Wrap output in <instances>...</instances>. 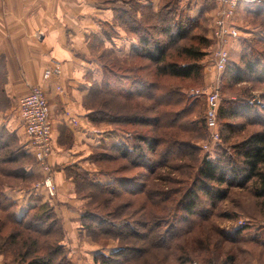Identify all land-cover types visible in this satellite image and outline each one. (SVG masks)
<instances>
[{
  "label": "trees",
  "instance_id": "trees-1",
  "mask_svg": "<svg viewBox=\"0 0 264 264\" xmlns=\"http://www.w3.org/2000/svg\"><path fill=\"white\" fill-rule=\"evenodd\" d=\"M207 1L196 16L185 13V9L181 8V0H161V6L157 8L153 4L138 6L146 9L139 18L137 11H133L132 14L123 10V15L121 14L123 25H130V30L140 40L138 45L134 44L131 47L130 55L132 54L133 58L142 57L150 64L145 66L140 62H134L133 59V64H128V69H123L119 65L117 68L119 72L125 70L122 76L114 75L113 65H104L106 73L104 79L95 85L94 93L91 92L87 96L92 111L90 119L95 126L103 122L110 123L119 131L120 138L100 151L95 162L127 161L128 164L120 166L118 172L125 173L143 167L148 173L129 177L99 169L97 176L105 175L111 178V182H105L94 180L91 177L94 173L86 172L82 177L76 174V170L80 169L77 165L67 168L68 178L73 179L77 185L78 194L85 192L86 194L82 195L91 198L85 210L81 212L80 219L84 229L89 231V236L95 242L110 239L118 241L117 249L110 254L106 255L104 252L96 254L95 264H164L169 261L177 264H200V259L204 264H238L237 255L232 251L228 252L229 254L224 253L221 258L206 247L205 252L200 255L202 258H199L195 251V257L199 259H194L184 248H179L171 254L169 251L181 236L200 227L198 220L210 218L213 208L228 198L231 189L250 188L254 197L264 200V127L251 132L233 144L231 149H220V152L217 151V157H204L201 160L198 155L199 148L193 141L206 137L207 114L206 120L202 116L203 111L197 114L198 101L191 99L187 102V97L179 87L172 84L162 87L147 76L152 74L149 71L152 68L157 79L165 77L183 81L202 79L201 62L209 54L212 40L205 36L206 29L201 27L207 19V13L217 4L216 0ZM190 3L191 1L186 4L189 13L194 9ZM248 9L260 16L264 12V1ZM119 26L113 24L115 30ZM198 31L204 34L200 36ZM161 36H164V39L160 38ZM244 45L240 56L241 66L232 62L230 57V62L224 70L230 79L229 85L249 81L250 76L255 75L259 68L261 76L251 78L257 82H264V53L259 52V49H264V38L247 41ZM142 71L148 72L144 76L141 74ZM102 95H110L111 98H103ZM135 99L150 100L154 104L132 103ZM122 101L125 102L121 104ZM112 104L122 106L125 112L114 113ZM231 104L234 106L233 109L221 110V117L228 119L239 115L260 116L257 106L242 101L237 105H234V102ZM178 106L181 108L176 110L175 107ZM134 107L141 113L150 110L158 115L152 118H143L141 114L132 117ZM194 115L196 118L191 119ZM247 120L250 121V118ZM149 122L154 123L156 131L126 129L129 127L137 129L141 124L146 126ZM173 128L178 132L167 130ZM14 137L0 131V176H15L16 172L23 179L31 175L26 167L33 164L29 161L32 153L28 154L25 147L19 146ZM146 144L150 146L148 150L153 153L151 159L145 149ZM95 149L101 150L103 147L98 146ZM195 162L198 164L195 167L196 173L187 182V188L179 190L182 196L173 204L168 203V192L148 190L154 170L172 165L174 169L170 168L172 170L165 173L167 177L157 179L162 182L170 180L175 170L187 168L192 170ZM190 173L188 172L189 175ZM176 180L172 179V182ZM5 185L10 186L0 180V253L11 255L13 264H74L62 245L65 230L55 209L49 203H44L29 208L19 216L17 202L4 194ZM139 194L151 198L161 196L152 202V210L143 213L140 218L135 217L134 213L130 214L128 211L130 203L126 202L115 203L116 212L108 211L102 214L97 211L102 210L101 206L107 207L111 199L120 200L125 195ZM202 196L210 203V208L202 209L204 201ZM246 229L239 227L232 232L224 231L222 234L226 240L234 243L240 242L242 237L245 243H260L259 234L246 238L243 234ZM209 242L207 244H210ZM263 246L264 241L261 242V247ZM162 251L166 254H162ZM176 251H181L182 254L176 256Z\"/></svg>",
  "mask_w": 264,
  "mask_h": 264
},
{
  "label": "rangeland",
  "instance_id": "rangeland-1",
  "mask_svg": "<svg viewBox=\"0 0 264 264\" xmlns=\"http://www.w3.org/2000/svg\"><path fill=\"white\" fill-rule=\"evenodd\" d=\"M137 0H102L101 6L104 8V10L107 12V10H110V13H108L107 17H104L103 21L100 22L99 28L100 31H102L103 36L105 40H107V44H101L97 37L94 36L92 39V45H93V60L95 61L96 67V78H98V81L92 82V87L88 93V95L93 92V88L96 84L100 83L104 76L106 75L104 71V65H113V72L114 75L122 76L125 72V70H119L117 69L119 65L123 67V69H128V64H133L134 62H140L143 65L147 66L150 64L149 61L145 60L141 57V59L130 55V48L132 44H139L140 40L136 34H133V32L130 30L131 26H125L122 22L121 14L123 15V10L130 11L133 14V11H137L138 18L141 17L144 13V10L139 8L138 6H143L147 4H153L155 8L160 7L161 0H152V1H146L141 0V3L136 2ZM194 9H192V12H187L186 10V4L190 2ZM217 1V0H216ZM264 0H262L263 2ZM149 2V3H148ZM208 2L207 0H181V8L183 10L185 9L186 14H190V16H196L200 9L202 8V5L204 3ZM196 3H198V6H196ZM195 4V5H194ZM137 7V8H136ZM247 7L245 4L238 6L235 8V11L233 12V18L227 20V24L232 23L235 28L237 34L239 35L238 38H229L226 45V50L228 53H230V57L232 62L238 63L241 66L240 63V56L245 48V43L252 40H257L258 38H264V12L260 16L250 11L248 8H254ZM107 9V10H106ZM220 7H218V3L216 6L212 9V11H209L206 15V21L202 25V29H206L205 36L212 40V47L208 51L209 54H207L203 61L201 62L203 66V75L202 79H199V81L194 80H180V79H174L165 77L164 79H157L154 75L155 71L154 69H149V71L152 72L149 76L151 79H154L157 83L160 84L162 87L168 86H176L179 87L182 92L187 97V102H190L191 99H195L198 101L196 104L197 111L198 112L203 111L202 116L205 117L206 120V114L207 110L209 108V97L212 95L213 91L217 89L219 97H218V119H217V126L215 131L219 132L220 138L218 141H214L212 138V132H214V129L209 128L208 124L205 121V129H206V137L204 139H198L196 141H193L198 148L199 152L198 155L201 158V160L204 157L208 158H215L217 157V151L220 152V149L229 150L231 149V146L239 141H241L244 137L249 135L251 132L261 130L264 127V82L260 81H254L251 77L257 78L258 75L261 74L260 68L257 70V73L253 76H250V80H246L244 82H241L239 84L229 85L230 79L227 77V73L224 71L219 72L217 71L211 62V53L212 50H214L218 43L214 41L215 39V31L217 28L216 22L221 20V15L218 14ZM121 18V19H120ZM113 24L120 25L119 31L115 30V27H113ZM118 28V27H116ZM211 29V31H210ZM199 32V35H203L204 32ZM101 37V36H100ZM103 38V37H102ZM160 38L164 39V36H161ZM131 44V45H130ZM259 52L264 53V49H259ZM132 56V57H131ZM120 60V61H119ZM113 63V64H112ZM261 67V66H260ZM110 70V69H109ZM148 71H142L141 74L145 76V73ZM128 74L126 73V76ZM261 76V75H260ZM113 77V76H112ZM257 80V79H255ZM127 85L129 83H126ZM172 84V85H171ZM47 95V94H46ZM87 95V96H88ZM87 96L85 98L84 105L87 109L91 110L90 104L87 102ZM103 98H111L110 95H102ZM48 98V95H47ZM246 102L253 106H257L258 108V115H253L251 117L245 116H237V117H230L227 119L220 116L221 110H231L233 109V104L231 102H234V105L240 104V102ZM125 101L120 102L121 104ZM139 102L141 104L142 102H146L148 105H153V101H141L139 99H135L132 103ZM49 103V99H48ZM95 107V106H94ZM50 108V116H51V107L49 103ZM112 110H114V113H122L125 109L118 105V104H112L111 105ZM163 108V107H162ZM181 106L175 107V109H180ZM156 109V108H155ZM230 110V111H231ZM125 112V111H124ZM131 112V111H130ZM127 112V113H130ZM92 113V111H91ZM90 113V116H91ZM132 117L134 116H141L143 118L146 117H154L157 116L158 113L155 111L147 110L145 113L142 112L134 107L132 109ZM196 114V115H197ZM126 115V113H125ZM131 117V118H132ZM139 118V117H137ZM196 116H192L191 119H195ZM250 118V121L247 120ZM51 122V118H50ZM52 124V123H51ZM94 125V123H93ZM95 126V125H94ZM95 130L97 132H102L100 135L105 136V142L102 141L104 145H100V147H103V149H93L92 154L89 155V157L86 158L85 162H83L78 167L80 169L76 170V174H79L81 177L84 175V173H94L91 177L94 178V180H103L105 182H111V178L107 177L105 175L97 176L100 170L103 172H113L116 175L120 176H134L136 174H144L148 173L145 168L141 167L138 169H133L130 172L120 173L117 171V169L122 165H127V161H114V162H95L97 160L98 154H100V151H103L104 148H108V145L111 146L113 142H116L119 140L120 136L119 131H117L110 123L103 122L102 124L95 126ZM155 125L152 122H149V124H146L144 126L141 124V127H137V129L132 128H126L130 131H150L154 132L156 131L154 129ZM156 128V127H155ZM171 132H178L176 129H167ZM53 132V131H52ZM111 137H107V136ZM153 136V135H151ZM53 138V134H52ZM226 138V140H225ZM65 141H69L70 138L65 135L64 137ZM32 143V142H31ZM30 144V140H29ZM31 145V144H30ZM209 146V149H207L205 146ZM31 148V146H30ZM150 146L148 144L145 145V149L148 152V157L151 159L153 157V153L150 152L148 149ZM32 150V148H31ZM52 150H53V144H52ZM99 150V151H98ZM106 150V149H105ZM232 152V150H230ZM52 153V152H51ZM33 154V153H32ZM30 157L31 163L30 166V172L31 175L29 177H25L21 179V176L18 175V173L15 172V176H0L1 182L3 184H8L10 186H6L3 189L6 188H17L20 187L22 189L27 188H33L38 187L39 185L46 186L47 179L51 180V183L53 185L54 193L49 194V200H53V198L58 197V192H56L57 185L55 184V181L52 177V174L48 175L47 177H42L40 173V169L45 168L43 164H41L34 154ZM51 155V154H50ZM49 155V157H50ZM48 157V159H49ZM21 162V161H18ZM181 162V161H180ZM178 161V163H180ZM124 163V164H123ZM175 165V164H174ZM197 162L194 163V168L190 170L189 168L183 169V170H175L174 173L170 176V180L159 182L157 179L161 177H167L165 174L168 171H171L172 165H170L168 168H161L154 170L152 172V176L150 177L151 180L149 181L150 188L148 190H154V192H168L169 198L168 203L173 204L174 201L178 200L182 196V192L180 193L179 190L186 189L187 182L191 180V178L194 176V174L197 171ZM6 166V165H5ZM152 166V165H151ZM16 167V166H15ZM39 167V168H37ZM108 167V168H106ZM149 167V166H148ZM36 168V169H35ZM150 168V167H149ZM172 168V169H170ZM100 169V170H99ZM35 170V171H34ZM37 170V171H36ZM44 170V169H43ZM75 171L74 169H70ZM72 171V172H73ZM82 171V172H80ZM191 172L190 175L188 172ZM96 172V173H95ZM69 179V178H68ZM144 180L143 178H141ZM153 179V180H152ZM172 179H177L176 182H172ZM73 179H71L72 181ZM79 181V179H78ZM141 181V180H140ZM73 182V181H72ZM153 184V185H152ZM74 188H75V195L77 199L81 200L82 203L79 206L78 209L85 210L86 206L90 202L89 196H83L82 194H86L85 192L78 194L76 184L73 182ZM186 187V188H185ZM48 188V187H47ZM159 193V194H160ZM161 196L157 197H149L146 195H125L122 199H111V202H108V206L104 207L101 206L100 208L102 210L97 209V211L103 213H107L108 211L116 212V209H114V204L118 202H126L130 203L128 211L130 214L134 213L135 217L140 218V216L145 212H150L152 209V202L157 201ZM108 198V197H106ZM205 197L202 196V199L204 200ZM206 199V198H205ZM50 206H52L53 202L50 203ZM167 204V202H166ZM170 204V205H171ZM77 206L79 204H76ZM54 209H56L54 206H52ZM211 205L208 201L204 200L202 209L203 208H210ZM93 208H96V205L93 206ZM79 210V214L81 216V212ZM119 210H117L118 212ZM56 214L60 218L63 226H64V238L62 241V245L66 248L67 252L71 250L72 251H80L83 250L85 253V256L82 257V264H95L94 257L97 251L101 252L103 251L104 254L108 255L118 247V241L117 240H102L99 243L95 242L91 236H89V231L84 229L83 225L81 224V219L76 222V226L73 223V227H70L66 229L63 218L60 214ZM200 223V227L195 229L192 233H188L184 236H181V238L176 241V244L173 248L170 249V254L175 251L179 250V248H184L185 251L190 253L194 259L202 258L203 252H205V248L208 247L211 249V252L215 255H219L221 258H223L224 253H228L230 251L233 252L234 255H237L236 258L238 259V264H264V246L261 247V242L264 241V200L257 199L251 194L250 188H233L230 190L229 196L226 200L219 202L216 207L213 208L210 218L206 220H198ZM243 227L247 228L244 231V236L253 237V235L259 234L260 243H245L244 238L242 237L240 242L234 243L231 241L226 240V238L223 237L222 232H232L236 228ZM70 234L67 240V236ZM76 236V238H75ZM247 238V237H246ZM210 241V244H207V242ZM195 251H197V255L199 258L195 257ZM162 254H166L165 251L161 252ZM174 253V252H173ZM210 253V252H209ZM208 253V254H209ZM71 254V253H70ZM81 255V252L75 254L72 252V256L76 259L77 256ZM176 256H179L182 254L181 251L175 252ZM229 254V253H228ZM82 256V255H81ZM171 256V255H170ZM69 257V252H68ZM72 257V258H73ZM70 258V257H69ZM73 258V259H74ZM174 258V257H172ZM170 258V259H172ZM204 258V257H203ZM200 264H204L202 262V259ZM86 261V262H85ZM0 264H13V257L11 255L6 256L4 254L0 253ZM77 264V263H76ZM164 264H177V263H171L169 261L165 262ZM194 264V263H193Z\"/></svg>",
  "mask_w": 264,
  "mask_h": 264
},
{
  "label": "crops",
  "instance_id": "crops-1",
  "mask_svg": "<svg viewBox=\"0 0 264 264\" xmlns=\"http://www.w3.org/2000/svg\"><path fill=\"white\" fill-rule=\"evenodd\" d=\"M101 4L102 0H0V131L15 136L17 144L31 152L19 101L34 86H42L51 107L53 150L47 167L37 168L42 177L52 174L58 197L49 200V189L43 184L6 188L4 194L17 202L19 216L31 207L53 202L68 230L80 220L82 201L74 197L67 168L81 166L92 150L105 142V134L95 130L91 110L84 105L92 82L99 80L92 39L96 36L101 44H107L99 24L110 10L106 12ZM53 67L61 68L60 76L46 80L45 71ZM65 135H69L68 142ZM26 170L29 173L30 166ZM68 252L74 264L84 262L83 250ZM72 252L82 256L75 259Z\"/></svg>",
  "mask_w": 264,
  "mask_h": 264
},
{
  "label": "built area",
  "instance_id": "built-area-1",
  "mask_svg": "<svg viewBox=\"0 0 264 264\" xmlns=\"http://www.w3.org/2000/svg\"><path fill=\"white\" fill-rule=\"evenodd\" d=\"M220 7L218 14L221 20L216 22L215 39L218 43L217 47L212 50L211 62L214 68L222 72L230 62V53L226 50V43L229 38H238L237 28L232 23L227 24V20L233 18L235 8L245 4L246 6H257L262 0H217ZM236 28V30H235ZM61 74L60 67L48 68L45 71L46 80L51 77H58ZM60 89V88H59ZM46 91L42 86H34L30 93L19 101V110L22 121L24 123L27 136L30 140L31 152L36 159L47 167L46 163L52 152V124L50 122V108ZM218 91L215 89L209 97V108L207 110V124L209 128L214 129L217 126L218 117ZM220 134L212 132L214 141H218ZM32 142V143H31ZM209 149V146H205ZM46 186L49 192L54 193L53 185L50 179H47Z\"/></svg>",
  "mask_w": 264,
  "mask_h": 264
}]
</instances>
